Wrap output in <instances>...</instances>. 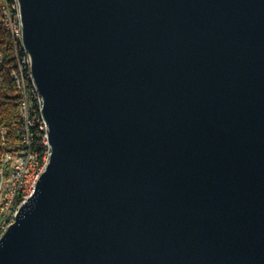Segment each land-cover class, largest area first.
<instances>
[{"label":"water","instance_id":"1","mask_svg":"<svg viewBox=\"0 0 264 264\" xmlns=\"http://www.w3.org/2000/svg\"><path fill=\"white\" fill-rule=\"evenodd\" d=\"M52 155L0 264H264V0H19Z\"/></svg>","mask_w":264,"mask_h":264},{"label":"bare ground","instance_id":"2","mask_svg":"<svg viewBox=\"0 0 264 264\" xmlns=\"http://www.w3.org/2000/svg\"><path fill=\"white\" fill-rule=\"evenodd\" d=\"M1 22L13 54L11 61L6 59V50L0 39V69L8 72L13 80L18 93V113L22 122L19 131L21 143L14 148H6L9 145L8 128L1 121L0 126V238L9 227L12 211L18 212L21 205L26 201L27 194H19L20 173L28 175L31 169L32 150L30 129V103L28 87L39 91L34 81L31 63L27 58L31 57L23 42V24L21 20L19 0H1ZM14 24L11 22V13ZM28 75L30 78L28 79ZM1 76V71H0ZM42 102H34V110H41L44 106V98L40 93ZM38 145H45L48 133V121L44 113H38ZM48 154L52 155V146L48 134ZM50 160H48L49 163ZM48 164L44 165V171ZM41 177V176H40ZM40 179V178H39ZM12 191V196H8ZM16 197V205H14Z\"/></svg>","mask_w":264,"mask_h":264},{"label":"built area","instance_id":"3","mask_svg":"<svg viewBox=\"0 0 264 264\" xmlns=\"http://www.w3.org/2000/svg\"><path fill=\"white\" fill-rule=\"evenodd\" d=\"M11 13V22L14 24V19ZM28 63H31V57L27 58ZM2 72V71H1ZM33 75V74H32ZM30 75H28V79ZM28 98L30 103V129L31 133V150H32V161H31V169L28 175H21L20 173V183L17 190H19V194H27V198L35 191L36 185L42 173L44 172V165L48 164V160H50V155L48 154V134H49V124H48V133L47 139H45V145H38V113H44L43 107L41 110H34V102H42V98H40V92L34 91V88L28 87ZM1 126V119H0ZM8 196H12V191H9ZM14 205H16V197H14ZM18 212L12 211V220L16 219ZM11 224V223H10ZM4 228L8 227H2Z\"/></svg>","mask_w":264,"mask_h":264},{"label":"trees","instance_id":"4","mask_svg":"<svg viewBox=\"0 0 264 264\" xmlns=\"http://www.w3.org/2000/svg\"><path fill=\"white\" fill-rule=\"evenodd\" d=\"M1 0H0V39L3 43V47L6 50V59L11 61L12 50L7 44L6 34L4 32L1 22ZM0 119L4 125L7 126V137L9 141L8 149L17 147L20 143L19 131L22 127V122L18 113V93L16 86L11 79L8 72L0 69Z\"/></svg>","mask_w":264,"mask_h":264}]
</instances>
